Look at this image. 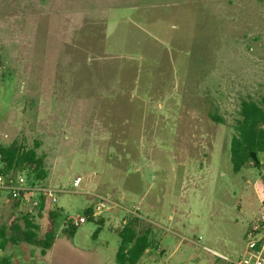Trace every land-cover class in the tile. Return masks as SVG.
I'll return each instance as SVG.
<instances>
[{
	"label": "rangeland",
	"instance_id": "374dc122",
	"mask_svg": "<svg viewBox=\"0 0 264 264\" xmlns=\"http://www.w3.org/2000/svg\"><path fill=\"white\" fill-rule=\"evenodd\" d=\"M263 97L264 0H0V145L39 144L57 217L45 256L24 241L5 254L118 264L133 210L150 235L139 264L224 263L204 246L264 264L247 235L263 226L264 152L240 172L230 154L242 102ZM24 216L43 237L47 214L0 192L6 237Z\"/></svg>",
	"mask_w": 264,
	"mask_h": 264
},
{
	"label": "trees",
	"instance_id": "16d2710c",
	"mask_svg": "<svg viewBox=\"0 0 264 264\" xmlns=\"http://www.w3.org/2000/svg\"><path fill=\"white\" fill-rule=\"evenodd\" d=\"M39 144L28 147L22 140L13 141L8 145H0V174L26 173L32 183L42 182L48 175L45 156L38 152ZM264 152V97L260 100L247 99L241 104L240 119L235 125V132L230 144L231 162L234 172H240L247 167H261L260 161H255L252 153ZM259 160V158H258ZM16 204H22L20 200ZM53 195L47 193L40 196L37 207L38 214H47L50 226L43 237L38 235L39 227L30 216H24L25 225L20 237H6V232L0 229V264H14L10 255L5 254L9 242L19 244L26 242L40 249L45 256L52 248L57 238L56 213L52 209ZM88 218H94L93 211L89 210ZM78 226L70 225L64 229V234L71 237ZM120 239L116 253L118 264H139L150 248L148 229L143 230L140 217L130 215L124 226L118 230Z\"/></svg>",
	"mask_w": 264,
	"mask_h": 264
},
{
	"label": "built area",
	"instance_id": "2783aa9c",
	"mask_svg": "<svg viewBox=\"0 0 264 264\" xmlns=\"http://www.w3.org/2000/svg\"><path fill=\"white\" fill-rule=\"evenodd\" d=\"M82 182V177H76L72 183V187L74 190H77L80 187V184ZM9 192L10 197L17 201L20 200L22 205H27L28 203L32 207H37L40 202V196L52 193L53 195V201H56V191L53 189H49L41 184V182H37L32 184L25 176L22 174H16V173H9L6 175L0 174V192ZM130 215L138 216L136 211L128 210ZM87 222L86 217H79L78 219H71V224L74 226H80L81 224H84ZM260 222L263 224V226H256L250 229L248 232V242H249V248H256L258 247L259 243L264 239L263 237H258L261 235V232L264 231V214L262 215ZM123 223H126V220H123ZM204 249L212 254H214L219 259L227 262V263H235V264H243L242 261L234 262L232 259L224 255L223 253H220L218 251H215L207 246H204Z\"/></svg>",
	"mask_w": 264,
	"mask_h": 264
},
{
	"label": "crops",
	"instance_id": "0c3cea01",
	"mask_svg": "<svg viewBox=\"0 0 264 264\" xmlns=\"http://www.w3.org/2000/svg\"><path fill=\"white\" fill-rule=\"evenodd\" d=\"M54 190V189H53ZM105 204L103 203V202H98V203H96V208L99 210V212L101 211V208H102V206H104ZM98 212V213H99ZM93 213H94V216H96V215H98L96 212H94L93 211ZM261 235H262V233H261ZM264 240V239H263ZM263 240L261 241V242H263ZM260 242V243H261ZM259 243V244H260ZM207 247H209V246H207ZM209 248H211V249H213V250H215V251H218V250H216V249H214V248H212V247H209ZM208 252V251H207ZM218 252H220V253H223V252H221V251H218ZM210 253V252H209ZM212 254V253H211ZM224 255H227V254H225V253H223ZM212 256H214L216 259H218L219 260V258L218 257H216L214 254H212ZM232 259V261H234V262H238V261H241V260H234L233 258H231ZM223 264H235V263H227V262H225L224 261V263Z\"/></svg>",
	"mask_w": 264,
	"mask_h": 264
},
{
	"label": "water",
	"instance_id": "95a60500",
	"mask_svg": "<svg viewBox=\"0 0 264 264\" xmlns=\"http://www.w3.org/2000/svg\"><path fill=\"white\" fill-rule=\"evenodd\" d=\"M252 157H253V159H254L255 161H259V160H258V156H257L256 153L253 152V153H252Z\"/></svg>",
	"mask_w": 264,
	"mask_h": 264
}]
</instances>
